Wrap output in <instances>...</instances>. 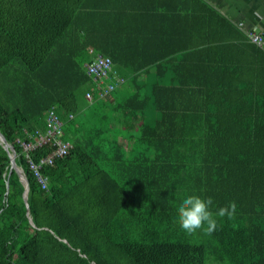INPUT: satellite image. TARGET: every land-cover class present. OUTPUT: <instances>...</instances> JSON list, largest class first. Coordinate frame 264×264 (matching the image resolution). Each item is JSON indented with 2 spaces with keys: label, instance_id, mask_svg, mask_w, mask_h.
<instances>
[{
  "label": "trees",
  "instance_id": "1",
  "mask_svg": "<svg viewBox=\"0 0 264 264\" xmlns=\"http://www.w3.org/2000/svg\"><path fill=\"white\" fill-rule=\"evenodd\" d=\"M89 8L51 34L37 6L0 5V131L29 183L28 208L15 171L6 195L11 161L0 143V264H264L262 47L239 34L214 39L215 26L230 25L200 0L177 6L191 18L187 35L201 31L184 50ZM96 54L125 83L89 103L96 85L85 66ZM52 108L72 148L42 165L43 189L22 143L44 131ZM186 195L211 197L213 213L236 210L215 217L211 233L197 229L196 242L178 221Z\"/></svg>",
  "mask_w": 264,
  "mask_h": 264
},
{
  "label": "crops",
  "instance_id": "2",
  "mask_svg": "<svg viewBox=\"0 0 264 264\" xmlns=\"http://www.w3.org/2000/svg\"><path fill=\"white\" fill-rule=\"evenodd\" d=\"M200 1L208 5L211 12L217 14V20L224 19L231 26L219 31L215 26L216 23H213L215 27L211 33L214 39L221 36L225 39L227 37L230 41V35L239 34L242 39L249 41L247 36L250 32L259 33L264 37V0ZM188 2L189 0H0V5L5 8H19L26 4L37 6L40 14L36 15V19L40 22L41 31L48 30L51 34H55L60 32L72 20L81 5L85 4L91 7L88 9L90 12L106 11L105 18L108 20L117 13H122L123 18H128L126 24L132 27H146L149 30L145 28L148 35L155 37H158L157 33L158 35L165 33L167 37L164 40H171L172 43L174 39L178 47L183 48L200 39L197 37H201L200 27L196 26L194 29L195 25H193L194 37L187 35V29L190 30L192 26L191 18L177 11V6L187 8ZM187 48L186 46L183 50ZM262 49L264 50V47Z\"/></svg>",
  "mask_w": 264,
  "mask_h": 264
},
{
  "label": "built area",
  "instance_id": "3",
  "mask_svg": "<svg viewBox=\"0 0 264 264\" xmlns=\"http://www.w3.org/2000/svg\"><path fill=\"white\" fill-rule=\"evenodd\" d=\"M249 42L259 47H264V37L256 32L248 33ZM91 54L94 49L89 48ZM86 73L94 82L95 90L86 92V100L93 103L95 98L105 99L112 94L120 84L124 83V79L113 74L114 63L108 56L96 54L95 58L86 64ZM73 116L70 115V119ZM64 122L56 109H50L47 112L45 119V128L42 133L29 143H22L26 158L30 164L31 169L34 170L35 176L43 189H48V180L40 173L42 165H51L55 159L67 156L72 148L71 142L64 138ZM46 145H51L53 151L46 158L42 159L40 164H36L30 158V153L38 148Z\"/></svg>",
  "mask_w": 264,
  "mask_h": 264
},
{
  "label": "clouds",
  "instance_id": "4",
  "mask_svg": "<svg viewBox=\"0 0 264 264\" xmlns=\"http://www.w3.org/2000/svg\"><path fill=\"white\" fill-rule=\"evenodd\" d=\"M213 200L211 197L202 198L198 195H186L177 207L180 227L192 233L207 225V232L211 233L217 226L215 217L231 216L235 210V204L219 208L216 213L211 211Z\"/></svg>",
  "mask_w": 264,
  "mask_h": 264
},
{
  "label": "water",
  "instance_id": "5",
  "mask_svg": "<svg viewBox=\"0 0 264 264\" xmlns=\"http://www.w3.org/2000/svg\"><path fill=\"white\" fill-rule=\"evenodd\" d=\"M0 143L3 146V148L8 152V155H9L10 161H11L9 175H8V179H7V182H6V187H7L6 195L10 191L9 177L13 173V171H15L19 175L20 180H21V182L24 185L23 197H24V201L26 203V206L28 208V206H29V203H28V193H29L28 180H27L26 175L24 174L23 170L18 168L17 163H16V156H17L16 155V151H15L14 147L8 143V141L6 140V138H5L4 134L2 133V131H0ZM28 215H29V212H28ZM29 220L32 223V218L30 216H29Z\"/></svg>",
  "mask_w": 264,
  "mask_h": 264
},
{
  "label": "rangeland",
  "instance_id": "6",
  "mask_svg": "<svg viewBox=\"0 0 264 264\" xmlns=\"http://www.w3.org/2000/svg\"><path fill=\"white\" fill-rule=\"evenodd\" d=\"M115 94L118 95L119 93H116V92H115ZM57 112H58V111H57ZM58 114H59V112H58ZM59 115H60V114H59ZM60 117H61V116H60ZM61 119H62V117H61ZM62 120H63V119H62ZM63 122H64V120H63ZM18 168H20V167H18ZM20 169H21V168H20ZM127 226H130L129 223L127 224ZM197 231H198V230L192 232L191 234H192V236L194 237V240H195L196 242H201V238H197V237L200 236L199 232H197ZM134 238H135V239H133V240H138L137 237H134ZM139 238H141V237L139 236ZM208 264H221V263L216 262V261L213 260V258H211V259L209 260Z\"/></svg>",
  "mask_w": 264,
  "mask_h": 264
},
{
  "label": "bare ground",
  "instance_id": "7",
  "mask_svg": "<svg viewBox=\"0 0 264 264\" xmlns=\"http://www.w3.org/2000/svg\"><path fill=\"white\" fill-rule=\"evenodd\" d=\"M179 24V23H178ZM181 24V23H180ZM164 38V37H163ZM141 39V38H140ZM181 57V56H180ZM14 60V59H13ZM186 61V60H185ZM173 63H175V62H173ZM161 64V63H160ZM179 64V63H178ZM167 66V65H166ZM84 93V92H83ZM86 93V92H85ZM193 99V98H192ZM200 99V98H199ZM161 100V99H160ZM167 101V100H166ZM171 101V100H170ZM186 101V100H185ZM200 101V100H199ZM108 102V101H107ZM186 102H188V101H186ZM1 103V102H0ZM167 103H169V102H167ZM170 104H171V102H170ZM163 105H164V103H163ZM201 107V106H200ZM205 107V106H204ZM17 114V113H16ZM10 115V114H9ZM198 116V115H197ZM200 117V116H199ZM198 117V118H199ZM238 126V125H237ZM205 127V126H204ZM207 127V126H206ZM207 133V132H206ZM207 147V146H206ZM200 148V147H199ZM210 148V147H209ZM87 150H89V149H87ZM214 150V149H213ZM207 152V151H206ZM198 154V153H197ZM211 154V153H210ZM200 155V154H199ZM199 157V156H198ZM202 158V157H201ZM97 163V162H96ZM98 166H99V164H98ZM102 166V165H101ZM201 167V166H200ZM104 168V167H103ZM202 168V167H201ZM101 170H102V168H101ZM46 176V175H45ZM115 177H116V175H115ZM113 180V179H112ZM115 184V183H114ZM116 185V184H115ZM123 185V184H122ZM124 208V207H123ZM111 238V237H110ZM253 253V252H252ZM261 259V258H260ZM258 262V261H257ZM261 262V261H260Z\"/></svg>",
  "mask_w": 264,
  "mask_h": 264
}]
</instances>
